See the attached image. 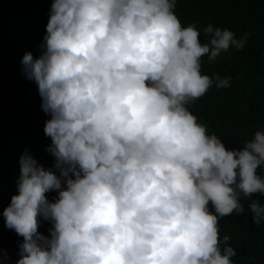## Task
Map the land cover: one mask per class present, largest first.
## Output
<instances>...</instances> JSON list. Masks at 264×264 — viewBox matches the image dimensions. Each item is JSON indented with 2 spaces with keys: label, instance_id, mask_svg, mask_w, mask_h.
Here are the masks:
<instances>
[{
  "label": "clouds",
  "instance_id": "clouds-1",
  "mask_svg": "<svg viewBox=\"0 0 264 264\" xmlns=\"http://www.w3.org/2000/svg\"><path fill=\"white\" fill-rule=\"evenodd\" d=\"M176 4L51 0L41 54L21 63L55 159L47 169L19 158L18 194L0 212L23 238L15 264H233L219 221L245 212L241 196L264 194V131L228 149L187 106L230 86L202 74L201 59L244 48L249 34L209 24L201 42ZM247 208L264 221V204Z\"/></svg>",
  "mask_w": 264,
  "mask_h": 264
},
{
  "label": "trees",
  "instance_id": "trees-1",
  "mask_svg": "<svg viewBox=\"0 0 264 264\" xmlns=\"http://www.w3.org/2000/svg\"><path fill=\"white\" fill-rule=\"evenodd\" d=\"M50 9L51 0H0V212L18 194L22 154H30L47 169L54 165L55 158L47 151L51 140L43 131L50 115L43 111L37 85L21 63L25 52L34 58L41 54ZM174 12L182 25L200 31L201 42H206L203 29L209 24L227 28L237 38L249 34L244 48H230L211 63L207 56L201 59L202 74L231 77L230 86L213 85L187 106L226 148H242L256 131H264V0H177ZM257 173L264 178V167ZM46 195L54 200L57 193ZM251 200L264 204V194L241 196L245 212L219 221L221 250L228 235L227 243L236 251L233 264H264V221L252 222L247 208ZM51 226L41 218L38 230L48 235ZM22 241L0 216V264H15Z\"/></svg>",
  "mask_w": 264,
  "mask_h": 264
}]
</instances>
